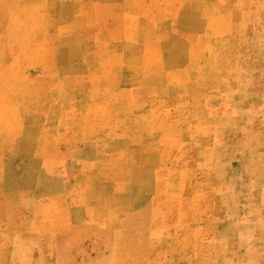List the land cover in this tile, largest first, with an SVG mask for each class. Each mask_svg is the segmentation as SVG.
<instances>
[{"label":"rangeland","instance_id":"obj_1","mask_svg":"<svg viewBox=\"0 0 264 264\" xmlns=\"http://www.w3.org/2000/svg\"><path fill=\"white\" fill-rule=\"evenodd\" d=\"M0 264H264V0H0Z\"/></svg>","mask_w":264,"mask_h":264}]
</instances>
